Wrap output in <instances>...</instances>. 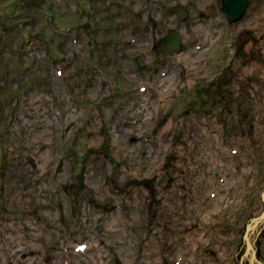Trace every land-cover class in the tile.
<instances>
[{
  "label": "rangeland",
  "instance_id": "1",
  "mask_svg": "<svg viewBox=\"0 0 264 264\" xmlns=\"http://www.w3.org/2000/svg\"><path fill=\"white\" fill-rule=\"evenodd\" d=\"M247 3L0 0V264H264ZM170 27L181 51L155 54Z\"/></svg>",
  "mask_w": 264,
  "mask_h": 264
},
{
  "label": "water",
  "instance_id": "2",
  "mask_svg": "<svg viewBox=\"0 0 264 264\" xmlns=\"http://www.w3.org/2000/svg\"><path fill=\"white\" fill-rule=\"evenodd\" d=\"M247 0H221V8L223 13L226 15V17L229 19L228 21H236L238 19H240L245 11H246V7H247ZM171 31V30H170ZM175 31V30H173ZM176 32V31H175ZM170 33L168 35H164L163 37H161L159 40H161L163 42V45H167V50H169V52H172L174 50L179 49V46L176 44H172L170 41H172V39H177L180 37L179 33ZM178 40V39H177ZM262 198L264 201V190L262 192ZM260 219H264V209L262 214L260 215V217L256 218V219H252V221H258ZM251 228V225L248 224L247 227V231H249V229ZM248 246L249 248L252 250V243H250V241L247 240Z\"/></svg>",
  "mask_w": 264,
  "mask_h": 264
},
{
  "label": "bare ground",
  "instance_id": "3",
  "mask_svg": "<svg viewBox=\"0 0 264 264\" xmlns=\"http://www.w3.org/2000/svg\"><path fill=\"white\" fill-rule=\"evenodd\" d=\"M122 24H125V19H122ZM125 27H128V26H125ZM123 28H124V26H123ZM171 30V31H170ZM173 30H175L177 33H179V31H178V29H176L175 27H170L168 30H167V32L164 34V35H168V34H170V33H173V32H175V31H173ZM175 32V33H176ZM164 35H162L161 37H163ZM179 35H180V33H179ZM161 37H159L153 44H152V50L154 51V53L155 54H157V55H162V56H171L172 54H176V53H179L180 51H181V49H182V47H183V42H182V37L180 36L179 38H177V39H172V41H170L172 44H176V45H178L179 46V49H177V50H174V51H172V52H169V50H167V45H163V42L161 41V40H159ZM260 217V215L258 216V218ZM262 221V219H260V220H256V221H252L251 222V228L249 229V231L247 232V234H246V240H248V241H250V243H251V238H253V233H254V230H255V228L257 227V225H258V222H261ZM257 231V230H256ZM255 231V232H256ZM247 249H248V251H250L251 252V261H253L254 260V257H255V255H254V250L252 249H250L249 248V246H248V243H247ZM249 252V253H250Z\"/></svg>",
  "mask_w": 264,
  "mask_h": 264
}]
</instances>
